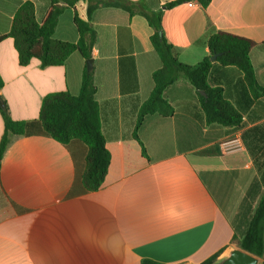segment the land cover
<instances>
[{
  "label": "crops",
  "instance_id": "0c3cea01",
  "mask_svg": "<svg viewBox=\"0 0 264 264\" xmlns=\"http://www.w3.org/2000/svg\"><path fill=\"white\" fill-rule=\"evenodd\" d=\"M27 1L40 23L49 0H0V97L14 121L32 123L10 141L1 162L0 264H202L239 247L235 238L244 235L264 194V0H212L207 8L192 0L167 10L176 0H109L163 10L164 35L182 64L209 56L207 39L219 31L253 43L258 87L218 62L208 77L241 116L239 125L209 122L200 93L182 78L164 92L174 114L146 116L139 141L138 111L162 66L153 29L138 12L94 10L95 98L110 153L105 181L94 192L82 185L86 145L63 144L39 123L46 95L79 94L86 60L76 51L60 66L43 68L37 59L21 66L7 35ZM87 7L80 1L65 8L54 38L78 42L75 15L85 19ZM4 132L0 111V141Z\"/></svg>",
  "mask_w": 264,
  "mask_h": 264
},
{
  "label": "trees",
  "instance_id": "16d2710c",
  "mask_svg": "<svg viewBox=\"0 0 264 264\" xmlns=\"http://www.w3.org/2000/svg\"><path fill=\"white\" fill-rule=\"evenodd\" d=\"M50 8L40 23L35 16L34 4L23 3L17 10L8 37L14 41L21 66H26L32 59H37L41 67L63 65L69 56L79 52L88 61L92 59V51L96 42V31L91 24V16L98 7L117 6L126 9L130 14L140 13L146 18L153 29L151 42L160 57L162 66L153 73L154 88L148 98L139 108L134 138L139 141L137 130L148 115L159 114L170 117L174 109L164 97L166 88L178 81L187 79L200 93L203 109L209 122L226 126H236L241 122V116L225 100L220 89L211 88L208 77L215 62L222 66H234L241 70L251 87H258L254 68L250 60V50L253 43L245 38L227 33L217 32L207 39L210 55L195 65L182 64L174 46L167 40L162 27L163 10L148 11L145 8L127 6L109 0H49ZM88 3L85 19L75 15V24L79 33L76 43L59 41L54 38L55 29L60 15L65 8H73L80 2ZM192 0H176L164 5L163 9H171L183 2ZM203 8H207L212 0H195ZM216 56L213 61L212 57ZM4 82L0 75V90ZM96 86L93 70L87 67L82 75L81 88L78 95L69 92H56L44 97L39 123L43 133L63 144L78 140L86 145L87 154L85 169L82 175V185L85 192L98 191L106 178L110 165V153L106 148V139L102 132L100 108L96 101ZM0 111L4 119L5 132L0 141V168L4 153L15 136L26 134L31 122L14 121L1 99ZM145 155V149L143 148ZM240 249L264 258V194L249 222L244 235L238 239ZM219 254L202 264H214ZM142 264H157L144 260Z\"/></svg>",
  "mask_w": 264,
  "mask_h": 264
},
{
  "label": "water",
  "instance_id": "95a60500",
  "mask_svg": "<svg viewBox=\"0 0 264 264\" xmlns=\"http://www.w3.org/2000/svg\"><path fill=\"white\" fill-rule=\"evenodd\" d=\"M215 59L216 56H213L212 60L214 61ZM86 65L87 69L91 70L92 60L86 61ZM0 105H2L1 100ZM214 264H263V261L239 247H229Z\"/></svg>",
  "mask_w": 264,
  "mask_h": 264
},
{
  "label": "built area",
  "instance_id": "2783aa9c",
  "mask_svg": "<svg viewBox=\"0 0 264 264\" xmlns=\"http://www.w3.org/2000/svg\"><path fill=\"white\" fill-rule=\"evenodd\" d=\"M190 4H193L192 2H189Z\"/></svg>",
  "mask_w": 264,
  "mask_h": 264
}]
</instances>
